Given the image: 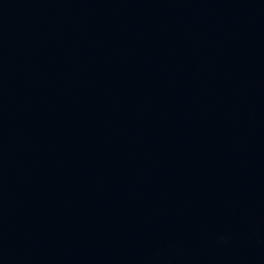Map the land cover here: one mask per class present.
Wrapping results in <instances>:
<instances>
[{"label":"water","instance_id":"95a60500","mask_svg":"<svg viewBox=\"0 0 264 264\" xmlns=\"http://www.w3.org/2000/svg\"><path fill=\"white\" fill-rule=\"evenodd\" d=\"M0 264H264V0H0Z\"/></svg>","mask_w":264,"mask_h":264}]
</instances>
